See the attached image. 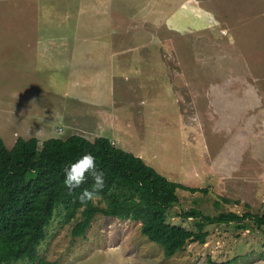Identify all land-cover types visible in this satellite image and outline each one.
Listing matches in <instances>:
<instances>
[{"label": "rangeland", "instance_id": "374dc122", "mask_svg": "<svg viewBox=\"0 0 264 264\" xmlns=\"http://www.w3.org/2000/svg\"><path fill=\"white\" fill-rule=\"evenodd\" d=\"M191 2L0 0V136L108 137L170 180L209 189L178 191L168 219L188 229L197 219L177 211L264 215V39L246 41L256 34L234 11L240 0L214 3L210 30L169 29L168 18L189 22ZM64 214L60 205L39 246L60 264H264V230L252 222L209 223L205 244L166 257L138 221L97 214L74 236Z\"/></svg>", "mask_w": 264, "mask_h": 264}, {"label": "trees", "instance_id": "16d2710c", "mask_svg": "<svg viewBox=\"0 0 264 264\" xmlns=\"http://www.w3.org/2000/svg\"><path fill=\"white\" fill-rule=\"evenodd\" d=\"M85 153L96 158L105 185L100 200L81 204V191L94 183L91 175L86 174L80 188L71 192L63 181L65 167ZM179 190L209 191L170 180L142 157L116 146L105 136L91 140L74 134L42 142L37 137H19L11 148L0 136V264H60L39 253L60 205L65 212L64 222L75 221L74 236H85L97 214L131 219L140 222L141 233L158 244L166 257L182 251L189 243L205 244L209 223L234 222L239 229H249L252 222L264 230V215L249 210L214 216L198 208L182 209L176 215L196 218V229L172 223L169 211L180 202Z\"/></svg>", "mask_w": 264, "mask_h": 264}, {"label": "crops", "instance_id": "0c3cea01", "mask_svg": "<svg viewBox=\"0 0 264 264\" xmlns=\"http://www.w3.org/2000/svg\"><path fill=\"white\" fill-rule=\"evenodd\" d=\"M217 1L218 0H205V1L194 0V2L190 3L191 4L190 6H187L191 12L190 13L191 15L189 14V22L188 23L181 22L182 20L176 19V18L175 19L168 18V19H166V21L164 23L171 22V25L173 27L172 28L170 27L169 29H171L172 31L178 32L179 34H181L183 32H187V31H189L191 33L192 31L202 32V31L210 30L211 29L210 26L216 21V18L214 15L215 13L213 11L214 3L217 4L218 6H220L217 3ZM192 7H193V10L195 12H199L198 16L195 14H194L195 16L193 15ZM234 11H236L239 16L244 17L243 20L245 21V24L242 25V27H245L247 30H252L256 34V36H253L254 33H250V36H253V37L248 38L246 41L252 42V41L264 39V38H259V36L262 35L261 33L264 32V29H263L264 26L261 25L264 22V18H263L264 17V0H240L239 5L234 9ZM148 15H149V13H147V16ZM248 16H250V17H248ZM181 19H182V17H181ZM246 20H249V21H246ZM249 24H250V26H248ZM195 25H197V26H195ZM213 25L216 26L215 23ZM225 34H226L225 36L227 39L226 41L228 42V44L230 43L233 46L241 45V42H238L237 38H235L232 33L229 34L226 32ZM227 34H229V36H227ZM244 45H247L246 48H247V52L249 53L248 47H250L251 44L246 43ZM247 52L243 53L242 57L235 55L233 52H230L225 57V59H229L232 62L240 64V65L242 63H246L245 61H247V63H250L249 58H246V56L248 54ZM85 54H86V52L84 51V55ZM250 55H251V53H250ZM252 63H254V62H252ZM250 65L252 66L251 63H250ZM236 69H235V71H236ZM242 76H246V75L244 74ZM246 77H248V78L252 77L251 73L248 74ZM262 133H264V126L262 127L261 134ZM16 135H18V136L13 138V139H10L11 136L9 137V140L13 141L11 145H8L7 141L4 140L6 145L9 148L14 146V144L16 143V141L19 137H23L25 139L31 138V137H28V136L22 135V134L16 133ZM33 137H37V135H34ZM37 138L39 139V137H37ZM42 141H44V139H42ZM42 141H40V142H42ZM259 151L261 153L260 156L264 159V135L262 137L259 136ZM135 154L142 157V155L137 153V152Z\"/></svg>", "mask_w": 264, "mask_h": 264}, {"label": "clouds", "instance_id": "9594fccd", "mask_svg": "<svg viewBox=\"0 0 264 264\" xmlns=\"http://www.w3.org/2000/svg\"><path fill=\"white\" fill-rule=\"evenodd\" d=\"M86 174L91 175L94 179V183L90 189L84 188L81 191L78 197L81 204H86L89 201L95 203L101 199V193L105 185L104 174L97 169L96 158L91 153L83 154L75 160V162L70 163L64 169L63 183L70 192L80 188L85 181Z\"/></svg>", "mask_w": 264, "mask_h": 264}]
</instances>
